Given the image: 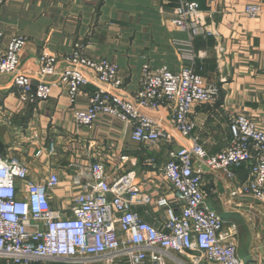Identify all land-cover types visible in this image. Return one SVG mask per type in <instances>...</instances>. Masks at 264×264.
Returning a JSON list of instances; mask_svg holds the SVG:
<instances>
[{"label":"built area","instance_id":"obj_1","mask_svg":"<svg viewBox=\"0 0 264 264\" xmlns=\"http://www.w3.org/2000/svg\"><path fill=\"white\" fill-rule=\"evenodd\" d=\"M3 2L0 0V7ZM244 12L254 17L261 10L247 6ZM174 14V24L191 38L210 35L197 2H180ZM2 39L0 32V76L10 78L26 106L45 102L53 89L60 90L69 104L76 106L80 93L92 84L98 88L89 94L88 106L72 111L77 126L88 127L100 117L117 120L131 126L134 142L153 145L164 142L169 132L146 112L163 110L173 122L177 139L189 142L170 150L160 167L174 198L173 205L163 197L155 202L165 213L161 229L142 221L133 211L134 206L149 205L150 197L134 186L130 173L112 177L99 161L81 166L71 178L75 195L58 211L52 208L49 198L62 184L57 171H48L41 178L22 158L0 156V262L180 264L173 257L179 255L188 257L191 264H252L238 256L235 226L225 229V222L207 208L201 168L232 180V168L246 165L248 178L230 196L264 203V133L252 119L230 115V140L217 154L208 155L191 138L192 108L214 104L219 96L218 86L206 83L195 72L193 52L185 55L190 64L176 73L164 67L142 66L139 89L125 98L118 93L122 86L118 66L86 57L81 42L73 45L64 60L42 52L25 64L20 54L26 39L14 36L4 49ZM44 151L52 155L53 144L38 150L36 156ZM124 160L126 157L121 158ZM149 162L154 166L153 159Z\"/></svg>","mask_w":264,"mask_h":264},{"label":"crops","instance_id":"obj_2","mask_svg":"<svg viewBox=\"0 0 264 264\" xmlns=\"http://www.w3.org/2000/svg\"><path fill=\"white\" fill-rule=\"evenodd\" d=\"M182 1L197 2L210 35L191 38L174 24V10ZM247 6H257L261 12L250 17L244 12ZM0 32L3 49L14 36L26 39L20 54L25 64L42 52L64 60L73 45L81 42L86 57L118 66L122 81L118 93L125 98L139 89L142 66L164 67L176 73L190 64L185 55L191 51L195 72L219 88L214 104L192 108L191 138L208 155L217 154L230 140V115L252 119L264 133V0H4ZM97 88L87 86L76 106L58 89L51 90L45 102L26 106L10 78L0 76V156L26 154L30 171L41 178L48 171H57L62 184L49 198L58 211L75 195L71 178L81 166L99 161L112 177L130 173L134 186L150 197L149 205L134 206L133 211L142 221L161 229L165 213L155 202L163 197L173 205L174 198L160 167L170 150H178L189 141L177 139L173 122L163 110L146 112L169 132L164 142L153 145L134 142L131 126L117 120L100 117L88 127L77 126L73 109H85L89 94ZM50 144L54 146L52 155L44 151L36 156ZM122 157L126 160L121 161ZM115 164L118 169L114 170ZM232 171L235 177L228 180L220 172L201 168L206 206L225 222V229L235 226L239 236L245 226L242 219L255 220L254 243L247 250L238 248V256L252 264H264L257 246L259 241L264 250V203L232 199L230 192L249 175L246 165ZM173 257L180 264H191L188 257Z\"/></svg>","mask_w":264,"mask_h":264},{"label":"rangeland","instance_id":"obj_3","mask_svg":"<svg viewBox=\"0 0 264 264\" xmlns=\"http://www.w3.org/2000/svg\"><path fill=\"white\" fill-rule=\"evenodd\" d=\"M12 155L20 157V158H24V160L27 161L26 154L17 155V154L12 153ZM245 219L247 220V217H245ZM245 219L244 218L242 219V221L245 223V226H242L240 230V236L237 232L238 248L240 250H244V249L247 250V248L254 243L253 230L255 229V227H253V225L256 221L251 219L248 222H245Z\"/></svg>","mask_w":264,"mask_h":264},{"label":"water","instance_id":"obj_4","mask_svg":"<svg viewBox=\"0 0 264 264\" xmlns=\"http://www.w3.org/2000/svg\"><path fill=\"white\" fill-rule=\"evenodd\" d=\"M257 246H258L259 254H260L262 260L264 261V250H263L261 243L259 241H257Z\"/></svg>","mask_w":264,"mask_h":264}]
</instances>
